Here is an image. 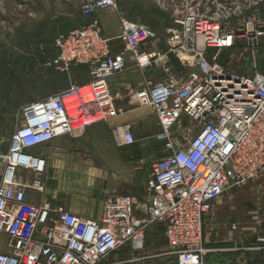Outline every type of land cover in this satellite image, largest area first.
Returning <instances> with one entry per match:
<instances>
[{"label":"built area","instance_id":"1","mask_svg":"<svg viewBox=\"0 0 264 264\" xmlns=\"http://www.w3.org/2000/svg\"><path fill=\"white\" fill-rule=\"evenodd\" d=\"M116 6V0H83L80 12L90 17ZM174 22L166 52L180 55L181 64L192 70L182 80L147 79L132 92L140 106L152 109L159 127L153 138L162 143L165 155L152 162L145 202L137 203L129 194L108 195L98 219L62 207L52 212L47 203L27 204L16 171L33 170L32 186L38 188L45 160L29 149L64 135L79 137L88 126L117 116L122 111L109 80L130 60L144 70L167 53L156 52L158 41L150 28L127 19L113 37L92 19L55 38L56 52L48 65L62 72L82 65L88 80L22 109L23 124L2 157L0 234L6 235V244L0 264H101L104 256L127 245L142 249L154 226L164 231L166 264H204L209 249L203 220L212 201L230 185L264 170V73L238 75L224 69L217 54L208 57V49L218 50L226 37L218 23L191 11ZM181 115L194 122V136L180 133L185 130L177 126ZM121 128V142L133 144L130 124ZM257 241L264 244V237Z\"/></svg>","mask_w":264,"mask_h":264},{"label":"rangeland","instance_id":"2","mask_svg":"<svg viewBox=\"0 0 264 264\" xmlns=\"http://www.w3.org/2000/svg\"><path fill=\"white\" fill-rule=\"evenodd\" d=\"M82 1L0 0V173L4 170L2 157L8 150L12 134L23 124V107L66 89L71 84L88 80L87 69L82 65L73 64L69 72L48 65L56 52L55 38L87 24L80 12ZM122 1L121 11L129 21L143 24L155 33L158 41L156 52L167 53L170 29L176 27L174 21L191 11L218 23L226 34L218 50L208 49V57L217 54V62L227 71L238 75H253L256 71L264 73V0ZM180 57L177 53L169 52L167 58L157 59L144 70L138 69L130 60L126 69L116 75L125 77L124 81L128 83L127 90L123 91V87H119L121 94H124L122 98L120 95L116 97L119 108L123 112L130 110L132 113H141L139 117L144 122L156 119L150 107L140 106L132 98V92L142 87L148 78L154 81H163L169 76L184 79L192 67L183 66ZM165 59L168 61L163 63ZM193 125L194 122L184 115L180 116L177 124L185 128L179 131L187 138L196 133ZM143 143L151 149L147 155L149 158L159 159L165 155L162 143L153 137ZM150 171L145 180L146 191L139 199L140 204L149 196L147 182ZM263 175L264 170L248 180ZM262 187L264 185H259L255 191L257 194L253 195L260 207L264 206ZM5 244V237L0 236V250H4ZM166 253L163 229L155 226L146 233L142 249L133 250L127 245L107 254L100 263L166 264Z\"/></svg>","mask_w":264,"mask_h":264},{"label":"crops","instance_id":"3","mask_svg":"<svg viewBox=\"0 0 264 264\" xmlns=\"http://www.w3.org/2000/svg\"><path fill=\"white\" fill-rule=\"evenodd\" d=\"M121 5L123 1L118 0L116 8L99 9L84 21L96 19L104 35L116 36L121 21L128 19ZM124 80L122 76L109 80L118 109L116 97L124 96L119 87L127 90L128 83ZM139 116L141 113L122 111L107 121L88 126L79 137L64 135L31 147L29 152L42 157L45 167L39 175L38 188L32 186L33 170L17 169L15 180L24 186L25 202L47 203L52 212L62 207L89 219L100 217L103 200L108 195L127 192L139 203L146 191L145 180L152 162L156 160L147 156L151 149L143 141L159 130L154 128V124L158 126L156 119L144 122ZM125 123L130 124L136 140L130 145L121 142V127ZM2 173L3 170L0 176ZM262 181L264 175L232 184L212 201L203 220V241L209 249L204 264H264V244L257 241L258 237H264V206L260 207L253 196L258 186L264 185ZM0 236L6 239V235Z\"/></svg>","mask_w":264,"mask_h":264},{"label":"trees","instance_id":"4","mask_svg":"<svg viewBox=\"0 0 264 264\" xmlns=\"http://www.w3.org/2000/svg\"><path fill=\"white\" fill-rule=\"evenodd\" d=\"M85 68V67H84Z\"/></svg>","mask_w":264,"mask_h":264}]
</instances>
